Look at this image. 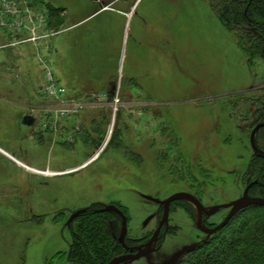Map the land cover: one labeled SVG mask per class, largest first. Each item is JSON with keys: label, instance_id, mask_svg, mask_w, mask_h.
Returning <instances> with one entry per match:
<instances>
[{"label": "rangeland", "instance_id": "obj_1", "mask_svg": "<svg viewBox=\"0 0 264 264\" xmlns=\"http://www.w3.org/2000/svg\"><path fill=\"white\" fill-rule=\"evenodd\" d=\"M12 1L38 15L35 24L22 17L18 28L24 33L33 34L34 28L56 32L48 55L65 28L67 12L80 37L70 63L73 76L88 88L108 84L114 74L118 90L115 96L105 93L106 99L97 93L67 95L66 104L82 103L83 109L75 117L56 118L48 111L63 101L43 95L45 72L34 49L18 45L0 50V264H70L65 257L73 238L67 222L85 208L127 209L129 242L145 244L158 228L159 203L174 194L190 193L207 208L242 198L247 189L243 175L251 159L260 157L251 149L258 108L250 98H264V61H251L209 0H137L123 57L105 15L88 20L97 9L87 0ZM217 1L234 11L232 1ZM45 10L49 24L42 26L39 15ZM257 36L264 40V34ZM0 41L7 38L0 35ZM150 51L156 52L152 58ZM23 65L31 70V79L42 75L41 80L21 78ZM11 85L21 90L17 98L4 95ZM30 90L34 98L26 95ZM27 104L40 105V112ZM32 114L37 123L24 126L23 119ZM112 126L96 161L68 174L101 151ZM9 154L61 174L30 173ZM228 212L204 216L202 227L215 228ZM169 218L165 228L170 232L162 231L158 247L152 246L156 250L133 264H175L181 252L206 240L197 226L198 211L189 202H173Z\"/></svg>", "mask_w": 264, "mask_h": 264}, {"label": "trees", "instance_id": "obj_2", "mask_svg": "<svg viewBox=\"0 0 264 264\" xmlns=\"http://www.w3.org/2000/svg\"><path fill=\"white\" fill-rule=\"evenodd\" d=\"M31 1L38 4V0ZM209 1L229 32L237 36L241 49L251 61H264V40L257 36L264 34V0H230L234 11L224 3L218 4L217 0ZM51 22L55 23L54 18ZM250 103L258 108L254 130L259 122H264V98H250ZM257 143L264 152V128L257 134ZM242 179L251 197L264 198V158L254 156ZM119 208L129 216L127 209ZM95 211L89 210L77 218L69 229L73 240L65 258L70 264H108L127 253L117 240L121 219L115 214L97 215ZM238 219L242 221L235 226ZM128 221L129 226L130 217ZM129 241L127 236L128 246L141 243ZM175 264H264V207L252 206L239 212L226 228L188 251Z\"/></svg>", "mask_w": 264, "mask_h": 264}, {"label": "crops", "instance_id": "obj_3", "mask_svg": "<svg viewBox=\"0 0 264 264\" xmlns=\"http://www.w3.org/2000/svg\"><path fill=\"white\" fill-rule=\"evenodd\" d=\"M105 1L107 0H103L102 3L101 2L94 3L92 0H87V3H90L92 7L97 9L96 13L92 15V17H90L88 20L92 21L94 19H98L102 17V15L103 16L105 15L108 25L112 27V28H109L110 29L109 33L113 36V40H117V43H118V50H120V52H118L119 53L118 56L121 55V57H123L122 52L124 50V46L126 47V42H128L129 44V39L131 38L130 37L131 34L129 33L128 26H129L130 19L132 18V13L135 10L133 9L131 11V9L133 8L132 6L135 7L137 0H134L133 3L130 2L132 0H109L108 4L107 3L103 4V2ZM60 13H61V10H60ZM117 20H120V22H122V25L117 26L119 23V22H116ZM126 25H127V28H126ZM77 28H78V25L74 23L73 21H71L70 17L67 18V12H66L65 28H63L62 33L56 36L52 41L53 53L48 55V57H49V62L51 66L53 67V70L57 77V80L59 81V84L67 89V94L70 98L72 97L77 98V97H82V96L87 97L92 94L95 95L96 93H97L96 95H102L106 93L112 96V92H113L112 90L114 91L118 90V86L116 84V80L118 79L117 75L111 74L110 78H108L109 79L108 84H103L101 86H93V87L90 86L88 88L80 84L76 80L77 78L73 76L74 70L72 71V69H70L71 67L70 63L76 57L75 55L76 49L78 46V40L80 39V37H78L77 32H76ZM150 52H151L150 57L152 58L153 52L152 51ZM154 53L156 54L155 51ZM111 62L116 67L119 66L118 65L119 61L117 62V64L114 62V60H112ZM23 67H24L23 69L24 75H21L22 76L21 78L25 77L27 81L32 82V83L39 82L41 80L42 75H40L38 79H36L35 76L31 79V75H30L31 70L27 69L25 65H23ZM114 69L115 67L110 72L112 73ZM7 89H8V92H6ZM7 89H5V92H6L4 94L5 96L13 95L15 98H17V96L21 93V90L17 89L13 85H11L10 88H7ZM1 92L3 94L4 89L1 90ZM25 93H22V94H25ZM26 95H29L31 98L32 97L34 98L36 96L33 90H30ZM5 96H4L5 100L7 99L11 104L14 103V105L19 106L18 103L11 101L13 99L10 100L8 97H5ZM27 107L32 108V111L40 112L39 110L40 105L38 106L29 105ZM34 107H36V110ZM36 115L32 114V116L35 117L36 123H37L38 118ZM40 116L43 117V115H40ZM22 118H24V116ZM46 138H47V135H45V137L41 139L42 140L41 142L45 141Z\"/></svg>", "mask_w": 264, "mask_h": 264}, {"label": "water", "instance_id": "obj_4", "mask_svg": "<svg viewBox=\"0 0 264 264\" xmlns=\"http://www.w3.org/2000/svg\"><path fill=\"white\" fill-rule=\"evenodd\" d=\"M94 3H102V0H92ZM112 96H115V91L112 90ZM36 123V119L34 116H27L23 119V125L27 126V127H33ZM264 128V122H259V124L256 126V128L253 130L251 136V149L253 150L254 154L257 156H260L262 158H264V152H262L258 146L257 143V134L260 131V129ZM180 200H184L185 202H189L190 204H192L198 211V216H199V221L197 223L198 228H200V230L205 233L207 235V238H205L206 240H204L203 242L208 241L212 236L216 235L218 232H220L221 230H223L224 228L227 227V225H229V223L239 214V212L252 207V206H260V207H264V198H253L249 195V187L246 189V191L244 192L242 198L236 200L235 202L229 203V204H224V205H219V206H214L212 208H207L206 206H204V204L199 201V199L190 194V193H186V192H182V193H177L172 195L170 198H168L166 201L161 202L162 206L164 207V215L163 219L159 225L158 228H156L157 230L155 231V233L153 234L152 238L148 241V243H146L143 246H140L138 248H132L130 246L127 245V242H125L127 240V236L129 234V226H128V217H126L125 213L116 205H108L100 210H96L95 213L98 214H115L117 215L120 219H121V232L120 235L118 237V243H120L121 246H123V248L127 251L126 254L121 255L119 257L114 258L111 262H109L108 264H133L134 262L141 260L143 258H147L148 256H150L156 249L152 248V246L154 245L155 247H157L158 244V240H159V236L162 233L163 227H168L169 225V217H170V213H171V206L173 204V202L175 201H180ZM90 209L89 208H85L82 210H79L77 212H75L74 214L71 215V217L69 218L68 222H67V227L70 228L72 223L79 218L80 216L86 214ZM220 210H229L228 215L226 216V218L219 224L217 225L215 228L212 229H206L204 227H202V220L203 217L206 216L208 218L215 216ZM154 218V216H152L150 218V220L148 221V223ZM195 247H190L188 248V250H184L183 252H181V254L177 257V259H179L180 257H182L183 255H185L186 253H188V251H192ZM136 251V253H135Z\"/></svg>", "mask_w": 264, "mask_h": 264}, {"label": "built area", "instance_id": "obj_5", "mask_svg": "<svg viewBox=\"0 0 264 264\" xmlns=\"http://www.w3.org/2000/svg\"><path fill=\"white\" fill-rule=\"evenodd\" d=\"M26 7L12 0H0V35L7 38V42L5 43H1L0 41V50L18 45H30L34 49L35 56L42 70H44L43 73L45 72L42 84L43 95L51 100L63 101L57 108L56 106L54 108L51 107L48 113L50 114L51 112L56 118L62 119L75 117L82 111L83 105L75 101L66 104L64 98L66 99L68 95L67 89L59 84V81L53 74V69L47 57V52H51V39L55 36L56 32L50 28H34L33 34L24 33L22 31L23 28H18L19 23H24L22 17L26 19L27 22L25 23L33 24L39 21L35 18L37 14L32 11V8L28 6L29 8L27 10ZM39 16L41 17L40 23H42V26H47L49 24V12L45 10ZM106 98L107 96L105 94L104 96L102 95L101 99ZM115 108L118 109V106L115 105ZM46 129L47 126L43 129V132Z\"/></svg>", "mask_w": 264, "mask_h": 264}, {"label": "bare ground", "instance_id": "obj_6", "mask_svg": "<svg viewBox=\"0 0 264 264\" xmlns=\"http://www.w3.org/2000/svg\"><path fill=\"white\" fill-rule=\"evenodd\" d=\"M118 110V109H117ZM113 126L110 128L111 130L109 131V135H108V138H107V141H105V144L103 146V148L101 149V151L98 153H96L93 158L89 161V163L87 162L86 165H81L80 167H78V169H74L72 172H69L68 174H72V173H75L76 171H81L82 169H84L85 167L89 166L90 163H92V161H96V159L98 158L99 154H101L102 151L105 150V147L107 145V142L110 140L111 136H112V131H113ZM2 151H4V149L0 148ZM13 154V153H11ZM9 154L11 157H7L9 158L11 161L15 162L18 166L22 167V168H25L27 171H29L30 173H33V174H38V175H43V176H54L56 174H61V173H56V172H53V171H50V170H44V169H39V168H36V167H32L31 165H28V164H25L23 162H21L20 160L16 159L13 155Z\"/></svg>", "mask_w": 264, "mask_h": 264}, {"label": "flooded vegetation", "instance_id": "obj_7", "mask_svg": "<svg viewBox=\"0 0 264 264\" xmlns=\"http://www.w3.org/2000/svg\"><path fill=\"white\" fill-rule=\"evenodd\" d=\"M198 198V197H197ZM199 199V198H198ZM162 215H164V207L162 206V203H159V210H158V213L156 214V216H158V218H159V221H158V227H159V225H160V223H161V221H162V219H163V216ZM162 231H165V233L166 232H168V230H167V228H165V227H163V230ZM161 241V237L159 238V240H158V245H159V242ZM147 243H148V241H147ZM146 244V243H145ZM144 243L143 244H138V245H132V246H130V247H132V248H138V247H140V246H143V245H145ZM158 247V246H157ZM135 253H136V251H135Z\"/></svg>", "mask_w": 264, "mask_h": 264}]
</instances>
